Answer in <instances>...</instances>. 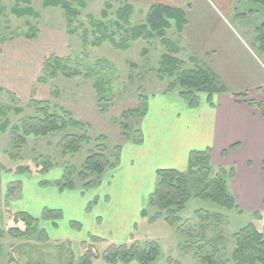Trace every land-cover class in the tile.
<instances>
[{
    "label": "rangeland",
    "instance_id": "374dc122",
    "mask_svg": "<svg viewBox=\"0 0 264 264\" xmlns=\"http://www.w3.org/2000/svg\"><path fill=\"white\" fill-rule=\"evenodd\" d=\"M44 1L31 0V5L41 15L39 19H36L33 16L20 17L13 13L17 0H0V65L7 67L11 75L19 73L21 68H23L21 71L28 72L26 63L32 62L38 67V75L25 79V81L32 79L35 83L30 91L26 90L25 93L12 91L15 94L14 97L6 91H0V107L4 111L3 116L0 114V164L7 172L30 174L44 168L45 165L42 163H45V158L51 157L55 166L68 167L70 173L73 172L72 177L76 188H80L82 185L78 174L84 168L89 152L97 146V142H82L78 151L70 150L65 154L62 149V139L66 134H87L93 139L102 135L107 138L104 141L106 155L112 162L115 161L119 145L124 138V129L121 125H128L129 135L131 132H134V137L139 135L137 129L140 117L137 113L133 114L130 111L142 106L140 95L150 97L155 92H168L171 79L160 78L158 72L162 56L168 53V48L162 43L160 37L151 40L143 38L137 41L130 40L128 32L118 27L116 23L119 19L118 9L124 6L125 0H85L86 7L81 9V15L72 24H69L63 9L46 8ZM66 1L78 6L77 0ZM107 2H110L113 7L107 9L109 15L104 17L102 11ZM20 4L25 6L27 3ZM138 6L131 15L132 26H137L147 19L150 6L144 4ZM238 7L239 9L234 10L228 18L246 42L261 54L264 60V49L260 48V44L255 40L257 28L264 23V5L252 0H242ZM102 21L106 24V29L100 25ZM97 25L102 31H96ZM31 26L40 28V37L37 40L32 41L17 35L28 32ZM69 27H75L76 33L71 34ZM85 30L89 32L87 35ZM113 32L117 43L125 41V43L128 42V46L116 45L111 37L104 42H97V38L103 37V33L111 36ZM84 37H87V43ZM167 37L180 47L175 27L167 31ZM30 45L33 46L27 47ZM35 51L39 52L37 59H34ZM30 53L33 56L29 60H23L26 58L25 55ZM51 54L68 59L67 66L72 70L78 68L82 74L72 78H66L60 74L53 79L48 78L49 83L44 84L47 86L39 90L36 84L41 83L39 78L43 69V67L39 69V65ZM173 56L184 61L185 64L182 66L184 70L192 69L197 65L191 60L193 57L191 54L182 53L181 47L180 52ZM199 64L202 65L201 62ZM49 72L51 73L52 70ZM97 83L103 95L101 102L98 100L99 96L95 89ZM0 88H4L1 80ZM33 97L50 101L53 107L68 108L76 119L89 123L90 128L86 130L70 128L67 132H55L45 137L27 134L26 120L39 113L36 108L28 107V102ZM248 99L251 98L248 97ZM197 103H199L198 100ZM196 105L190 107H196ZM100 106L104 107V110H100ZM19 108L23 109L20 114L16 111ZM7 117L10 123L2 131L1 125ZM202 146L198 144V147ZM203 150H207V147ZM213 167L216 173L218 167ZM22 169L30 172L25 170L20 172ZM1 175L8 180L12 178L0 172V177ZM19 182L13 183L14 187L16 186L13 191L15 196L20 188ZM97 186L88 188L89 194L86 197H89L91 191ZM81 205L82 208H80ZM122 207L128 209V215L123 222L129 219V223L133 220L139 221V214L136 211L138 204L127 202ZM93 209L100 210V204L98 205L97 201L91 203L87 210L92 212ZM146 209L149 213L145 222L138 225L135 235L130 240L124 242L132 244L134 241L141 243L156 241L161 253L152 264H204L203 260L207 255H212L218 261H228L227 264H236L230 259L235 248L234 234L251 222L261 229L264 228V213L261 211L257 215L253 211L240 214L197 197L190 199L181 214L182 221L178 224H169L163 217L152 221L150 218L154 215V211L149 205ZM13 213L0 208V228L5 231L0 238V264H121L104 259L109 246L121 244V242L113 241L116 232L106 227L97 230L89 217L87 218L84 214L82 203H72L69 212L72 216L70 221H74L75 228H80L82 220L85 226L90 228L89 230L95 229L97 233L91 236H87L85 232H76L69 237L70 232L65 225L58 229L61 232H50L48 228H51V223L42 221H39L35 235H14L8 232L9 228L18 225L24 229L25 224L21 221L15 222ZM113 221L112 218L111 223ZM132 224L134 225L132 222L130 226ZM41 230L45 231V234H42ZM203 234H206L212 242L201 246L203 242L200 240ZM92 237L107 242L96 241ZM86 253L88 260L85 262L83 256Z\"/></svg>",
    "mask_w": 264,
    "mask_h": 264
},
{
    "label": "crops",
    "instance_id": "0c3cea01",
    "mask_svg": "<svg viewBox=\"0 0 264 264\" xmlns=\"http://www.w3.org/2000/svg\"><path fill=\"white\" fill-rule=\"evenodd\" d=\"M125 1L135 8L143 4L151 7L162 3L183 9L187 23L180 33L177 32L182 53L197 57L202 65L222 80L227 91L212 96L199 93L196 107H190L177 92L153 93L148 99L147 112L139 118L136 128L140 131L141 140H136L134 132L128 138L123 136V142L119 145V164L104 174L102 182L94 190L89 189L92 190L89 197H86L88 189L62 188L58 184L64 176L63 166L30 174L0 170L12 177L10 180L2 175L0 177V208L10 213L28 211L39 221L50 222V232H61L58 229L65 225L70 232L69 237L76 232L91 236L97 233L95 229L89 230L81 219L80 228L73 227L74 221H70L72 203H82L84 214L95 228L112 229L116 232L113 241L122 243L130 240L138 225H142L147 218L142 213L155 189L157 170L169 168L186 172L190 167L191 152L206 151L203 149L207 147L213 166L235 167L236 173L230 179L229 186L244 213H264V117L256 107L248 105V98L238 97L248 93L249 98L264 101V97H258L264 96V60L228 18L234 10L239 9L242 0ZM39 37L40 33L37 38L28 40L34 41ZM38 53L35 51L34 59H37ZM32 56L31 53L26 54L23 60H29ZM44 60L39 69H42ZM25 65L29 68L28 72L21 71V68L14 75L8 73L7 67L0 65V80L4 88L17 93L30 91L35 83L32 79H25L38 75V67L32 62ZM37 86L42 90L47 85L37 83ZM236 143L239 145L230 149ZM198 144H202L203 148ZM17 181H20L17 196L8 197L9 187ZM96 201L100 204V210L88 211L91 203ZM127 202L138 204L136 211L139 221L133 220L132 226L130 219L123 222L128 209L122 205ZM46 208L60 210L62 217L43 218ZM112 218L114 221L111 223Z\"/></svg>",
    "mask_w": 264,
    "mask_h": 264
},
{
    "label": "trees",
    "instance_id": "16d2710c",
    "mask_svg": "<svg viewBox=\"0 0 264 264\" xmlns=\"http://www.w3.org/2000/svg\"><path fill=\"white\" fill-rule=\"evenodd\" d=\"M252 1L264 5V0ZM21 2L27 4L22 6L20 4ZM77 2V7L66 0H45L43 4L46 8L54 7L63 9L66 13L69 24H72L81 15V9L85 8L87 4L85 0H77ZM124 2V6L118 9L119 19L115 22L119 28L125 29V31L128 32L130 40L137 41L142 38L151 40L155 37H160L162 43L168 48V53L163 54L161 66L158 69L160 78L168 77L171 79L169 81L168 92H176L179 90L178 95L190 106H195L197 104L199 93H206L209 96H212L215 93L227 91L222 80L208 67L200 65V60L197 57L193 56L191 58V60L197 64L196 67L184 70L182 68L185 64L184 61L173 56V54H178L180 52V47L168 39L167 31L173 27H175L176 31L179 33L183 30L187 23L186 14L183 9L162 3L154 4L149 8L146 21L137 26H132L131 15H133L135 7L128 1ZM105 6L102 14L104 17H108L109 14L107 9H111L113 5L110 2H107ZM13 13L20 17L33 16L36 19L41 17L40 13L31 5V0H17V3L13 8ZM100 25H102L103 28L106 27V24L103 21ZM257 29L258 31L255 40L260 44V48L264 49V23ZM96 31H102L101 27L98 28L97 25ZM69 32L75 34V27H69ZM39 33V27L31 26V29L28 32L18 33L17 35L28 39H34L38 37ZM85 33L87 35L89 33L88 30H85ZM114 35V32L111 36L103 33V37H98L97 42H104L111 37L112 42L116 45L122 47L128 46V42L125 43V41L117 43L113 37ZM84 38L85 43H87V37ZM67 61L68 59L57 54H51L46 57L43 62L42 75L39 78V82L48 84V78L53 79L59 74L66 78L80 76L82 71L78 68L72 70L67 66ZM50 70H52L51 73L49 72ZM95 89L99 96L98 100L101 102L103 95L101 94L99 83L96 84ZM0 91H6L12 97L15 96L10 90L0 88ZM248 96V93L238 95V97L244 98H248ZM139 99L142 101V106L140 108L136 107L130 112L133 114L137 113L139 117L142 118L147 112L149 97L141 94ZM246 102L248 105L256 107L264 117V101L257 102L253 99H248ZM28 107L36 108L39 113L26 120L27 134L45 137L55 132H67L70 128L79 130L90 128L89 123L76 119L73 112L68 108L63 106L53 107L50 101L35 99L33 97L28 102ZM99 108L100 110H104V107L102 106ZM16 111L20 114L23 112V109L19 108L16 109ZM0 114L2 116L4 115V111L1 110V107ZM9 123L10 119L7 117L1 125V130L4 131ZM121 126L122 129H124L123 136L128 138L130 132L128 125L124 124ZM137 134L139 135L136 137V140L140 141L141 135L139 130H137ZM62 140V149L65 154L70 152V150L74 152L78 151L82 142H97V146L89 152L84 168L78 174L82 189H88L100 184L106 171L112 170L120 162V147L118 148L119 151L118 155L115 157V161L112 162L108 155H106L104 141L107 140V138L102 135L93 139L87 134H66ZM238 145L239 143L233 144L230 149H235ZM224 154H227V150L224 151ZM42 164L45 165L44 168L39 170V172L42 173L56 165L51 157H46L45 163ZM0 170L6 169L0 164ZM24 170L22 169L20 172ZM262 170L264 173V160L262 163ZM25 172L30 171L26 169ZM235 173L234 166L229 169L221 166L215 173L210 158V151L193 150L190 155V167L188 171L182 172L169 168L157 170V183L154 191L150 194L148 201V205L154 211V215L150 219L153 221L156 218L163 217L169 224L180 223L182 221L181 214L183 210L186 209L190 199L193 197L210 201L229 211H236L240 214L244 213V210L239 205L229 186V179H232L235 176ZM72 174L73 172L70 173L68 167H64L63 179L58 184L62 188H76ZM92 175L96 177L93 178L94 176L92 177ZM15 188L16 186L14 187V184L9 187L8 197L13 196ZM195 188H197L196 191ZM148 213L147 209H144L142 214L143 216H148ZM61 216L62 212L60 210L46 208L43 211V218L45 219H58ZM12 217L15 222H23L25 228L23 229L18 225L12 226L8 230L9 233L18 236H31L37 233L39 219H36L29 212H16L12 214ZM4 232L5 231L0 228V238L4 235ZM41 232H43L42 234H45V231L41 230ZM233 238L235 240V248L230 258L233 262L236 264H264V228L261 229L255 223L251 222L237 231ZM92 239L96 241L102 240L96 237H92ZM102 241L107 242L106 240ZM200 241L203 242L201 246L212 242L206 234H203L202 240ZM160 253L161 249L156 241H145L143 243L140 241H134L132 244L123 242L118 245L115 244V246H109L105 252L104 259H109L113 263L121 264H152L160 256ZM83 259L85 262L88 260L87 253L83 256ZM203 263L227 264L228 261H218L212 255H207L205 256Z\"/></svg>",
    "mask_w": 264,
    "mask_h": 264
}]
</instances>
